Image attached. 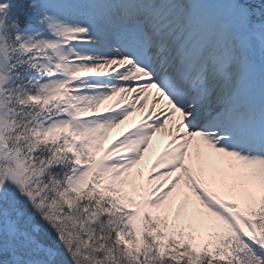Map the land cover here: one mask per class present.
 Returning a JSON list of instances; mask_svg holds the SVG:
<instances>
[{"label": "snow or ice", "instance_id": "obj_1", "mask_svg": "<svg viewBox=\"0 0 264 264\" xmlns=\"http://www.w3.org/2000/svg\"><path fill=\"white\" fill-rule=\"evenodd\" d=\"M0 264H264V0H0Z\"/></svg>", "mask_w": 264, "mask_h": 264}, {"label": "bare ground", "instance_id": "obj_2", "mask_svg": "<svg viewBox=\"0 0 264 264\" xmlns=\"http://www.w3.org/2000/svg\"><path fill=\"white\" fill-rule=\"evenodd\" d=\"M107 103H112V102H107ZM146 111V108H142L140 111H137L136 113H134L132 116L129 117L128 121H126L124 123V127H131L137 123H139L142 112ZM123 125V124H122ZM119 126L116 129H113L110 133H109V140L114 139L115 137H117L121 132L123 131H119ZM161 134H158L156 140H154V144H155V151L153 152V156H155V154L160 151L163 148V141L160 139Z\"/></svg>", "mask_w": 264, "mask_h": 264}, {"label": "rangeland", "instance_id": "obj_3", "mask_svg": "<svg viewBox=\"0 0 264 264\" xmlns=\"http://www.w3.org/2000/svg\"><path fill=\"white\" fill-rule=\"evenodd\" d=\"M129 127H124V124L123 125H120L119 126V131H126Z\"/></svg>", "mask_w": 264, "mask_h": 264}]
</instances>
